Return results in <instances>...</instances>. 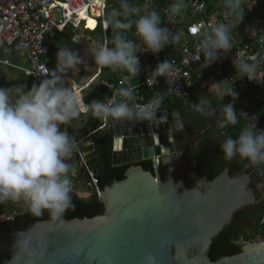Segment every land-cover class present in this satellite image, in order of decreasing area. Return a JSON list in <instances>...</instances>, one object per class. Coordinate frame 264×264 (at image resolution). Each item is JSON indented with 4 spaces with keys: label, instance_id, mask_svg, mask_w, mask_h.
<instances>
[{
    "label": "clouds",
    "instance_id": "9594fccd",
    "mask_svg": "<svg viewBox=\"0 0 264 264\" xmlns=\"http://www.w3.org/2000/svg\"><path fill=\"white\" fill-rule=\"evenodd\" d=\"M224 5L241 22L244 15L242 0H224ZM185 0H174L165 10L172 22L182 14ZM145 14L129 0H120V9H113L105 17V27H111L112 46L101 41H94L88 48V54L95 65L108 68L112 72L126 71L131 77H138L140 61L137 53L148 52L153 55L162 52L170 43H178L181 34H173L166 26H161V16L156 10H148L149 3L144 4ZM133 16L137 18L133 19ZM235 23H217L201 34L199 51L203 53L207 65L220 59L221 53H228L234 47L232 30ZM135 29L134 35L139 41L128 39L126 33ZM196 31V29H193ZM83 57L67 45L58 48L55 53V67L46 70V78L30 88L24 84L0 87V201H23L27 211L40 217L48 212L51 221L62 222L64 213L73 207L70 192L72 181L66 160L76 148V140L62 124L78 119L82 113H91L94 118L126 121H151L163 97L154 95L147 103H136L135 89L120 87L116 91L119 100L107 103L100 100L84 102V98L71 88L65 87L64 74L77 69ZM236 71L243 73L250 82L260 83L258 72L264 69V57L249 62L243 53L231 61ZM173 64L163 60L156 64L148 74L149 86L157 83L159 77L168 76L173 71ZM216 94L214 86H210ZM237 93L231 88L220 96L231 98L219 109L221 127L235 126L240 118L249 122L242 128L235 139L227 136L221 151L225 160L239 157L249 165H264V129L256 125V118L234 109ZM193 109L201 115H217L208 97L201 96ZM195 190V189H194ZM192 190V191H194ZM256 251L264 250V243L249 246ZM13 259L22 254L29 264H37L46 252L44 240H33L28 233L18 234L13 243ZM143 264H155V258L146 253Z\"/></svg>",
    "mask_w": 264,
    "mask_h": 264
},
{
    "label": "water",
    "instance_id": "95a60500",
    "mask_svg": "<svg viewBox=\"0 0 264 264\" xmlns=\"http://www.w3.org/2000/svg\"><path fill=\"white\" fill-rule=\"evenodd\" d=\"M179 124L177 111H159L151 121L115 120L111 163L130 165L123 179L101 189L102 212L62 222L36 220L14 230L9 244L0 245L1 264H29L22 254L13 259V243L22 233L46 242L37 264H143L146 253L155 264H264V250L249 247L254 243L238 244L239 252L214 260L208 255L234 215L258 202L264 165L251 173L222 167L208 180L196 172L195 136L192 159L183 157L175 140ZM144 160L157 162L154 173L136 164Z\"/></svg>",
    "mask_w": 264,
    "mask_h": 264
},
{
    "label": "built area",
    "instance_id": "2783aa9c",
    "mask_svg": "<svg viewBox=\"0 0 264 264\" xmlns=\"http://www.w3.org/2000/svg\"><path fill=\"white\" fill-rule=\"evenodd\" d=\"M120 2V0H117ZM247 0H242L245 2ZM131 4L139 8V14H145L144 4L149 3L148 10H156L161 16L162 25L168 27L173 34H181L178 43H170L165 49L155 55L148 52L137 53L140 61V73L138 77H131L126 71L118 72L116 79L100 80L103 93L100 100L107 103L110 100H119L116 95L120 87H132L135 89L136 103L145 104L154 95H160L165 101H187L191 98V92L195 84L194 72L197 76L209 69L221 73L222 78L228 83L226 91L232 89L238 94L239 101L245 106H250L252 99L260 100L264 95V81L260 83L250 82L243 73L236 71L232 65L234 57L243 53L249 62L264 57V18L257 13L244 15L241 22L238 14L230 12L224 5V0H185V8L181 15L170 22L166 9L174 3V0H129ZM244 7V6H243ZM109 8L119 10L115 0H0V51L3 46H15L26 53L28 62L24 71L37 84L46 78V70H50L46 63V55L50 48L48 41L55 33L68 27H77L81 22L91 20L97 22L99 33L103 43L109 46L108 27L104 20ZM56 16L58 19H56ZM137 18L136 16H133ZM217 23H235L232 30L234 47L228 53H221L220 59L209 66L202 52L199 51L201 34ZM93 29V28H90ZM196 29V31H193ZM135 29L127 31L128 39L139 43L134 35ZM167 60L174 68L168 76L159 77L157 83L149 86L146 82L148 74L156 64ZM0 64L9 65L8 60L0 59ZM102 67L97 66L96 77H100ZM258 78L264 77V69L258 72ZM86 86L79 87L75 91L81 92ZM74 91V92H75ZM160 104L158 111H167ZM239 116V114H238ZM249 117L256 118V125L264 129V115L249 113ZM244 124L249 122L243 118ZM115 120L112 118L101 119L100 125L94 130L88 128L86 134L76 140V154L80 166L87 175V188L100 199L101 189L98 187L96 172L91 169L85 159L80 145L93 146L92 135L95 131L104 127L114 128ZM155 168L157 162L151 160ZM18 215L13 211L9 214L0 213V224L12 221ZM264 242V212L254 221L249 223L242 234L234 243H259Z\"/></svg>",
    "mask_w": 264,
    "mask_h": 264
},
{
    "label": "trees",
    "instance_id": "16d2710c",
    "mask_svg": "<svg viewBox=\"0 0 264 264\" xmlns=\"http://www.w3.org/2000/svg\"><path fill=\"white\" fill-rule=\"evenodd\" d=\"M117 6L120 5V2L115 0ZM133 19H135L133 17ZM109 35V47L112 46L111 38L113 31L111 27H108ZM127 35V33H126ZM118 72H112L108 68H103L101 72L102 78L106 80L116 79ZM214 75L221 76V73L216 72L213 69L206 70L201 75L197 76V71L194 72L193 76L195 79V84L191 92V98L195 101H198L201 96H208V89L206 86H203L204 79L212 77ZM231 102V98L224 96L221 101V106L223 103ZM212 106H216L215 102H212ZM162 107L167 111L179 110L181 113L184 111L183 101H165L162 103ZM234 109L238 112L243 113H257L264 115V95L260 100L252 99L250 106H245L239 101L237 97L234 103ZM245 126L244 120L240 118L239 123L235 126L229 125L223 127L221 130L217 131L214 136H209L208 134H203L202 139L198 142L199 150L194 155L196 160V172L200 176H205L208 180L213 179L223 167L222 165H228L229 160L223 158V153L221 151V144L227 136L232 138L238 137L240 131ZM93 146L88 147L90 151L88 156V162L91 169L97 170L96 173L98 187L100 189L103 186L110 184L113 180L123 179V174L126 168L130 164H120L112 165L111 163V154H112V131H95L92 135ZM191 147L189 146L184 149L183 157L185 159H192L190 156ZM234 169H241L244 172H250L256 166L248 164V161L241 160L239 157H234L233 159ZM136 164L142 166L143 169L154 173V166L151 160L139 161ZM71 201L73 207L68 209L62 220H67L71 218H82V217H92L98 215L102 212L103 207L101 201L97 198L95 193H91L88 198H80L75 193H70ZM50 219L49 214L45 211L40 217H35L31 215L27 210L23 213L18 214L12 221H5L0 224V245H8L10 242V234L14 230H21L26 227L30 222L36 220H47ZM251 223V221H250ZM234 234H226L224 231L218 235L210 247L208 253L211 260H214L223 255H230L239 252L240 246L234 243ZM7 256V254H6ZM2 261V254L0 253V264Z\"/></svg>",
    "mask_w": 264,
    "mask_h": 264
},
{
    "label": "crops",
    "instance_id": "0c3cea01",
    "mask_svg": "<svg viewBox=\"0 0 264 264\" xmlns=\"http://www.w3.org/2000/svg\"><path fill=\"white\" fill-rule=\"evenodd\" d=\"M257 2L258 1V7L256 10H249L245 9L247 14H254L257 13L261 15L264 18V0H247L245 2H242V6L246 5V8L249 7V4L251 2ZM245 8V7H244ZM94 21L86 20L84 22H81L79 26L77 27H68L63 29L60 32L55 33L53 37H51L48 41L49 45V52L46 55V63L49 66L50 70L55 67V53L57 52L58 48L61 46L67 45L70 48L71 44L70 42H63L60 38V35H63V33L67 32V34H70L74 32L76 34V37L81 38L85 41L92 39V30H83L84 28H88L87 23H93ZM98 26V24H97ZM96 31H99L97 29ZM100 34V33H99ZM71 35V34H70ZM101 39V35H100ZM102 42V39H101ZM73 45V44H72ZM80 48V49H79ZM75 51H77L82 57L83 62L77 67V69L70 70L66 74H64L63 79L65 82V87L71 88L73 91L78 89L79 87L86 84V86L81 90L80 96L84 98L85 103H89L92 100H96L98 98H101L103 93V87L100 84V80H105V78L96 77L97 72V65L94 64L92 61V57L88 54V48L84 46H79L74 48ZM87 53V54H86ZM0 59L2 60H8L10 62L9 65L0 64V87H11L16 84H24L27 88H30L34 82L31 77L24 71L25 68L28 66L26 53L15 46H3L0 51ZM218 78H221V80L225 81L222 76L214 75ZM213 77V76H212ZM212 77H208L207 79H204L203 83L210 82L212 84L211 86H214L216 89V95L218 97L221 96V93L219 91V86L214 81H212ZM37 84V83H36ZM203 85V84H202ZM208 89V88H207ZM209 90V89H208ZM212 92V90H211ZM101 119L94 118L91 113H82L78 119L72 120L68 124H62L61 129L66 130L70 136H73L76 140L83 137L87 129L93 128L94 130L100 125ZM112 131V128L110 127H104L102 129H99V131ZM98 131V130H97ZM112 139H113V133H112ZM88 147H92L87 144L80 145L81 150L84 152L85 159L87 160V163L90 167V164L88 162V156L90 151H88ZM112 155V154H111ZM66 163L70 167V171L68 173L71 181H72V190L70 193H77V194H83L85 196L91 195V191L89 188H87V175L84 169L79 164V159L77 157L76 151L74 150L72 155L66 160ZM91 168V167H90ZM100 169L98 168V171ZM96 173L97 170H94ZM25 210H27L26 205L24 202L21 201H11V200H4L0 201V213L3 214H9L13 211L17 212L18 214L23 213Z\"/></svg>",
    "mask_w": 264,
    "mask_h": 264
},
{
    "label": "flooded vegetation",
    "instance_id": "af4514ba",
    "mask_svg": "<svg viewBox=\"0 0 264 264\" xmlns=\"http://www.w3.org/2000/svg\"><path fill=\"white\" fill-rule=\"evenodd\" d=\"M208 97L211 102H215L216 106H213L216 109L217 115L214 117L201 115L196 112L192 105L197 103L194 99L190 98L187 101L183 102L184 111L182 113L179 110L170 111V113L178 112L180 116V133L177 135L175 140L177 141V145H180V149L184 152L186 147H192L195 140H201L203 134H208L209 136H214L217 131V127L220 125L219 123V109L221 107V99L216 94L208 90ZM169 112V111H168ZM182 126V128H181ZM195 136V140L193 137ZM223 167H228L230 172H235L241 169H234V164L231 160H229L228 165H222ZM260 166V165H259ZM256 166L255 168L259 167ZM254 168V169H255ZM254 169H252L249 173H251ZM264 179L258 181V191H263L260 198H258V202L256 205L245 208L242 211L238 212L234 215V219L230 225V227L225 230L226 234H234V241L242 234L245 227L250 223V221H254L262 212H264ZM254 187H256L254 185ZM262 189V190H261Z\"/></svg>",
    "mask_w": 264,
    "mask_h": 264
},
{
    "label": "rangeland",
    "instance_id": "374dc122",
    "mask_svg": "<svg viewBox=\"0 0 264 264\" xmlns=\"http://www.w3.org/2000/svg\"><path fill=\"white\" fill-rule=\"evenodd\" d=\"M245 7V9L248 11V9L251 11V10H256L257 9V7H258V1L257 2H255V1H253V2H251L250 4H249V7L248 8H246V5L244 6ZM114 8H109L108 9V12H107V15L108 14H110V12L113 10ZM56 19H58V17L56 16ZM88 24V27L89 28H94V30H92V39H90V40H86V43H85V41L83 40V39H81V38H79V36H78V38L76 37V34L74 33V32H72V33H70V34H67V32H65V33H63V35H60V38H61V40L63 41V42H65V43H67V42H70L71 44H69L70 45V49H72V50H74L75 51V49L74 48H76L77 49V47H79V46H84V47H87V48H89V46H90V44L92 43V42H94V41H101V39H100V34H99V31H96L97 29H98V26H97V22H93V23H87ZM83 30H91V29H88V28H84ZM73 44V45H72ZM80 49V48H79ZM78 50V49H77ZM87 54V53H86ZM212 81H214L216 84H218V86H219V91H220V93L222 94L223 92H225L226 91V89H227V87H228V83L227 82H225V81H223V80H221V78H218L217 76H213L212 77V79H211ZM212 84H210V82L208 83V82H206V83H203V86H206L210 91H211V89H210V86H211ZM90 190V189H89ZM90 193H92V192H90ZM78 195H80V196H83V194H78ZM87 198H88V196H87Z\"/></svg>",
    "mask_w": 264,
    "mask_h": 264
},
{
    "label": "bare ground",
    "instance_id": "6f19581e",
    "mask_svg": "<svg viewBox=\"0 0 264 264\" xmlns=\"http://www.w3.org/2000/svg\"><path fill=\"white\" fill-rule=\"evenodd\" d=\"M98 27H99V25H98Z\"/></svg>",
    "mask_w": 264,
    "mask_h": 264
}]
</instances>
